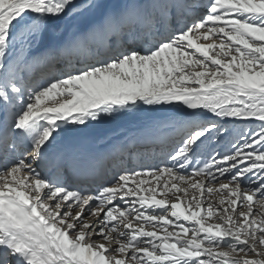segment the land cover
Instances as JSON below:
<instances>
[{"label":"snow or ice","instance_id":"1","mask_svg":"<svg viewBox=\"0 0 264 264\" xmlns=\"http://www.w3.org/2000/svg\"><path fill=\"white\" fill-rule=\"evenodd\" d=\"M0 264H264V0H0Z\"/></svg>","mask_w":264,"mask_h":264},{"label":"bare ground","instance_id":"2","mask_svg":"<svg viewBox=\"0 0 264 264\" xmlns=\"http://www.w3.org/2000/svg\"><path fill=\"white\" fill-rule=\"evenodd\" d=\"M121 0H108L107 3L110 5H118ZM63 27V26H62ZM82 27L81 25H74L73 28H69L62 33V37L64 39L68 38L71 32L77 28ZM51 39L56 41L59 39L56 36H52ZM106 37H97L95 41L91 44L89 49L72 51L70 55L64 56L60 61L55 63L51 68H46L44 71L53 72V68L55 70H59L67 65V63L71 61H75L78 58L85 57L89 54V52L94 53L97 48L102 50L103 44L106 42ZM112 40L115 41L116 37H112ZM80 53V55H78ZM139 128V123L137 121L130 120H119L112 122H105L102 124H95L91 129L86 130V140L87 146L90 150L98 147H108L111 144L116 143L119 140H123L125 135H130L135 133Z\"/></svg>","mask_w":264,"mask_h":264},{"label":"rangeland","instance_id":"3","mask_svg":"<svg viewBox=\"0 0 264 264\" xmlns=\"http://www.w3.org/2000/svg\"><path fill=\"white\" fill-rule=\"evenodd\" d=\"M108 0H106V2H107Z\"/></svg>","mask_w":264,"mask_h":264}]
</instances>
